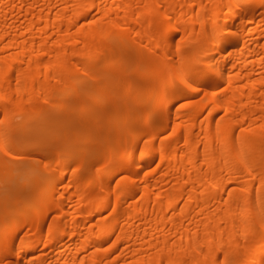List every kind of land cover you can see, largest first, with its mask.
I'll return each instance as SVG.
<instances>
[{"label": "bare ground", "instance_id": "6f19581e", "mask_svg": "<svg viewBox=\"0 0 264 264\" xmlns=\"http://www.w3.org/2000/svg\"><path fill=\"white\" fill-rule=\"evenodd\" d=\"M77 72L145 126L82 162L79 123L25 143ZM0 150L36 162L0 156V264H264V0H0Z\"/></svg>", "mask_w": 264, "mask_h": 264}, {"label": "rangeland", "instance_id": "374dc122", "mask_svg": "<svg viewBox=\"0 0 264 264\" xmlns=\"http://www.w3.org/2000/svg\"><path fill=\"white\" fill-rule=\"evenodd\" d=\"M141 53L144 55V52H142V50H139V51L136 50V51H134L133 54H132V57L134 56V58H132V59H135V58L137 59L138 58L137 56L142 55ZM129 57H131V56H129ZM77 73H79V72H77ZM75 77L77 78V81H79V82H77V84L78 85L80 84V85L85 86L86 87V90L83 91V93L78 94V95H76V94L68 95L66 97L68 99V103L67 104H64V105L62 104L63 106L60 104V102H57L56 105H55L56 107L60 106L58 108L59 110H60V108L62 109V107H64V106L70 108V112H69L68 116L63 121H61V119H60L62 117L60 115L61 113L60 114L57 113V110H56L57 108L55 109L56 111L54 110V107L52 108V106H54L53 104H52V106L50 105L53 110L48 105H47L48 107L45 106L46 107L45 110L50 109L49 111L47 110L44 113V115H43L44 119L42 118L44 121H46L48 123L47 124V129H46L47 130L46 131L47 134H46V132L43 135H41L40 132L38 134V132H36L37 130H35L34 128H32V133H31V127H30L29 129H30V134L31 135L27 138V140L25 141V143H26V145H28V144H30V143H32L34 141L43 140L44 142H47L49 144L54 145L57 142L51 136H49V134L51 135L56 130H58L60 128L61 124H64V123H67V122H69V123H76V124L79 123V125L76 126L77 140L72 144L73 145L72 146V150L76 153L75 154V159L79 160V162H82L83 159H84V156L82 157V155L80 153H78V152H79V150L82 147L81 146V144H82L81 143V140L83 139V137H87L88 139L89 138H92V139L93 138H96V139L98 138L97 140H98L99 144L102 147H104L108 143V138H110L112 136H118V134L116 133V131L114 130V128L117 127L119 124H122V123H120L121 122V119H124V121H128L130 119V117H128V114H125V113L121 114V116H123V118L118 119L120 121H118L119 124L117 125L116 122H115L116 121L115 117H117L115 115V111H116L115 110V105L117 103H119V102H117L116 99L111 98L112 96L110 97L111 99H109V98L108 99H105L106 97L110 96V95H108V93L110 91L109 90L110 87L107 86V88L109 87L108 88V93L105 92L103 94L102 92L105 91L104 88L102 89L103 91L101 90L102 91L101 92L100 91V89H101L100 87H98L100 89H97V87L96 88L93 87L91 84H89L88 82H86L85 80H83L84 76L82 74H80V73L79 74H76ZM131 80H133L136 83H139V82H141L142 79H140L136 74L133 73ZM118 81H120V80H118ZM115 82H117V81H115ZM110 86L112 87V84ZM121 86H123V82H122L121 85L119 83V84L116 85V87H113L114 89L111 88L112 89L111 92H113L114 90L116 91V89L118 87L121 88ZM123 87H122V89H120L121 90V92L119 91L120 93H122V91L123 92H127V91H124V89L126 90V87L125 86H123ZM95 89H97V90H95ZM97 91H100L101 92V94L99 93V95H102L103 98L98 95V92ZM117 92H118V90H117ZM131 92L134 93V90H132ZM105 94H107L106 97H105ZM122 94L124 95V93H122ZM125 94H127V93H125ZM139 94H140V97L138 96ZM136 95L139 98H141V99L145 98V97H142V94L140 92L137 94V91H136ZM136 95H134V98H135ZM93 96H95V97H93ZM99 97H100V99H99ZM138 97H137V99H138ZM96 98H97V100L99 99V101L94 100ZM101 99H102V101H101ZM138 100H137L136 103H134L135 100H133V103H130L131 108H137L138 106L141 105L140 103H142L141 102L142 100H140V101H138ZM124 101H126V100L124 99ZM127 102H129V101H127ZM96 108L98 110L101 109L102 110V113H104V117H103V119H101V122L99 123V125L96 128H93V126L84 125V122H92L94 120V117H95L96 112H97V111H95ZM53 111H55V114L57 113L56 114L57 116L58 115L61 116V117L58 116V119H60V120L57 121V119H56L57 116L56 115L53 116L54 114L52 115ZM38 120H41V118H39ZM122 122H123V120H122ZM129 122H130V126H128V127L133 132L134 131L135 132L136 131H140L143 127H145V126H139V125H137V120H134V119L133 120L130 119ZM113 124H116L117 126H114ZM135 125H137V126H135ZM33 131H34V134H33ZM59 150L61 152H63L64 154L69 151L68 150V147L67 146H63V145L59 146ZM0 156L3 157L4 161L8 165L9 162H10V156L7 154V152H3V151L0 150ZM29 159H30V157L17 158L16 160H14V163L13 164L8 165V168H9V171H10L11 175H17L18 176V174H21L20 173V167H22L23 165H25V162H26V165L28 166L29 169H33V167L36 165V162L33 159L32 160H29ZM19 164H21L22 166L19 165ZM13 183H15L14 184L15 187L20 186V184H21L20 183V178H14ZM63 184H65V180L63 181V183L61 185V188L64 186ZM29 197L30 198L31 197L32 198H36L35 196H29ZM6 202H7V199H5L3 197H0V209H1V207L3 205H5ZM2 244H5V241Z\"/></svg>", "mask_w": 264, "mask_h": 264}]
</instances>
